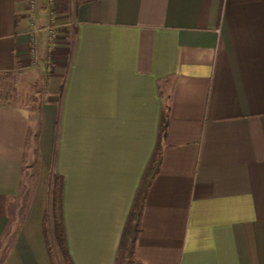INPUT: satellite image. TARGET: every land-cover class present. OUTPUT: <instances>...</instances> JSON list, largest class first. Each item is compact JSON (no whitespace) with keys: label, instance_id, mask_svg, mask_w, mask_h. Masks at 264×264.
I'll list each match as a JSON object with an SVG mask.
<instances>
[{"label":"crops","instance_id":"0c3cea01","mask_svg":"<svg viewBox=\"0 0 264 264\" xmlns=\"http://www.w3.org/2000/svg\"><path fill=\"white\" fill-rule=\"evenodd\" d=\"M32 1L0 0V264H53L55 178L71 264H264V0Z\"/></svg>","mask_w":264,"mask_h":264},{"label":"trees","instance_id":"16d2710c","mask_svg":"<svg viewBox=\"0 0 264 264\" xmlns=\"http://www.w3.org/2000/svg\"><path fill=\"white\" fill-rule=\"evenodd\" d=\"M162 131V127H161ZM158 157V151L155 153L154 161ZM153 161V163H154ZM154 172V170H153ZM55 181H58L57 178H55L52 182L51 189H50V199H49V210L52 214V237L54 241V246L56 248L57 254L60 259L61 264H71L68 251L66 248V243H65V237H64V232H63V226H62V219H61V182H58L59 184L56 185ZM58 186V187H57ZM142 191V188L141 190ZM135 214V215H134ZM131 214L129 221L132 220L133 218H136L135 221L137 220V213ZM47 221V217L45 218V223ZM134 229H136V224L134 226ZM124 243V236L121 240V246ZM48 245V243H47Z\"/></svg>","mask_w":264,"mask_h":264},{"label":"rangeland","instance_id":"374dc122","mask_svg":"<svg viewBox=\"0 0 264 264\" xmlns=\"http://www.w3.org/2000/svg\"><path fill=\"white\" fill-rule=\"evenodd\" d=\"M50 26V25H49ZM52 27V26H51ZM55 29V28H54ZM38 88V87H6V93H12V95H8V100L12 101V102H20L21 99H25L23 102L25 101H31L33 94H34V90ZM56 185H58V181H55ZM58 187V186H57ZM52 214L50 212V210H48V214H47V221H46V230L48 233L47 236V240L49 243V250H50V255L53 261V264H61L60 263V259L59 256L57 254L56 248L54 246V241H53V237H52Z\"/></svg>","mask_w":264,"mask_h":264},{"label":"built area","instance_id":"2783aa9c","mask_svg":"<svg viewBox=\"0 0 264 264\" xmlns=\"http://www.w3.org/2000/svg\"><path fill=\"white\" fill-rule=\"evenodd\" d=\"M29 4L32 7L33 1L29 0ZM46 31H47L48 43L51 45L55 41V39L57 37V33H56L55 29L51 26H48L46 28ZM38 33H39V29L34 24L29 25L28 42H29L30 52L32 54H34L36 51V42H37ZM50 50H51V48L49 47L47 51H50Z\"/></svg>","mask_w":264,"mask_h":264}]
</instances>
